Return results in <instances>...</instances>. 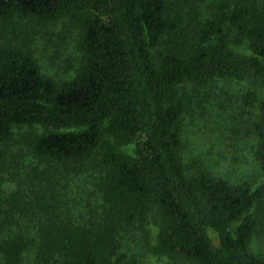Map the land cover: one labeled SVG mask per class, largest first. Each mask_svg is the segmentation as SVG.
<instances>
[{
    "label": "trees",
    "instance_id": "obj_1",
    "mask_svg": "<svg viewBox=\"0 0 264 264\" xmlns=\"http://www.w3.org/2000/svg\"><path fill=\"white\" fill-rule=\"evenodd\" d=\"M60 24L82 56L69 82L25 31ZM218 81L264 87V0H0V264H131L152 224L171 264H264V182L184 158V88ZM242 105L264 172V100ZM89 165L85 207L73 181Z\"/></svg>",
    "mask_w": 264,
    "mask_h": 264
},
{
    "label": "rangeland",
    "instance_id": "obj_2",
    "mask_svg": "<svg viewBox=\"0 0 264 264\" xmlns=\"http://www.w3.org/2000/svg\"><path fill=\"white\" fill-rule=\"evenodd\" d=\"M176 4V0H171ZM30 35V47L48 77L57 82H69L81 68L82 56L77 48L76 34L66 24L25 28ZM24 38L22 37L23 44ZM241 54H249L247 47L238 48ZM257 91L264 100V87L245 82L218 81L206 86L184 88V92L196 100L193 109L183 123V154L189 165H200L233 183L249 182L255 188L264 182V172L256 154V139L252 130V117L244 115L242 98L249 91ZM246 114V113H245ZM133 153L134 147L124 149ZM73 181V189H79L86 207L91 196L90 176L94 167L87 166ZM8 187L5 186L4 189ZM72 198H76L73 191ZM73 201V200H72ZM81 214L85 209L80 206ZM78 216L81 215L77 212ZM151 240L142 244L138 240L127 243L124 254L131 264H171L154 253L158 228L148 227ZM254 250L264 255V230L255 239ZM26 264H33L29 259Z\"/></svg>",
    "mask_w": 264,
    "mask_h": 264
}]
</instances>
